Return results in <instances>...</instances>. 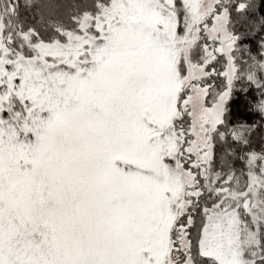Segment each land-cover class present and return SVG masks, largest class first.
I'll list each match as a JSON object with an SVG mask.
<instances>
[{
    "label": "snow or ice",
    "instance_id": "1",
    "mask_svg": "<svg viewBox=\"0 0 264 264\" xmlns=\"http://www.w3.org/2000/svg\"><path fill=\"white\" fill-rule=\"evenodd\" d=\"M0 264H264V0H0Z\"/></svg>",
    "mask_w": 264,
    "mask_h": 264
}]
</instances>
